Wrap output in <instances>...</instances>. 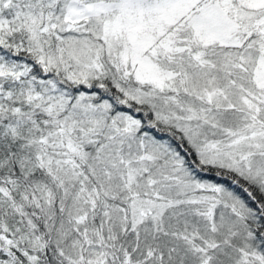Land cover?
<instances>
[{
	"label": "snow or ice",
	"instance_id": "obj_1",
	"mask_svg": "<svg viewBox=\"0 0 264 264\" xmlns=\"http://www.w3.org/2000/svg\"><path fill=\"white\" fill-rule=\"evenodd\" d=\"M0 264H264V0H0Z\"/></svg>",
	"mask_w": 264,
	"mask_h": 264
}]
</instances>
